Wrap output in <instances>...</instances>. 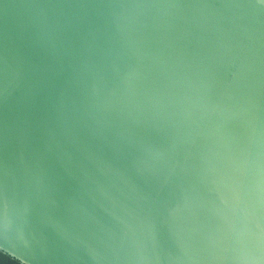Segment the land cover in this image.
I'll list each match as a JSON object with an SVG mask.
<instances>
[{"label":"water","instance_id":"1","mask_svg":"<svg viewBox=\"0 0 264 264\" xmlns=\"http://www.w3.org/2000/svg\"><path fill=\"white\" fill-rule=\"evenodd\" d=\"M0 251L264 264V0H0Z\"/></svg>","mask_w":264,"mask_h":264},{"label":"trees","instance_id":"2","mask_svg":"<svg viewBox=\"0 0 264 264\" xmlns=\"http://www.w3.org/2000/svg\"><path fill=\"white\" fill-rule=\"evenodd\" d=\"M0 264H21V263L13 258L6 256V254L0 251Z\"/></svg>","mask_w":264,"mask_h":264}]
</instances>
